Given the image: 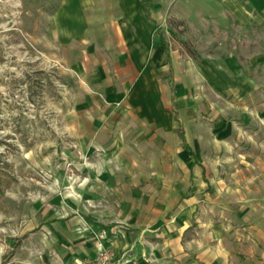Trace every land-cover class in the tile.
Here are the masks:
<instances>
[{"label":"rangeland","instance_id":"rangeland-1","mask_svg":"<svg viewBox=\"0 0 264 264\" xmlns=\"http://www.w3.org/2000/svg\"><path fill=\"white\" fill-rule=\"evenodd\" d=\"M88 1L0 0V264L137 248L140 264H212L209 251L234 245L241 225L247 195L235 188L254 186L264 205V24L217 0H143L191 56L160 73L169 95L171 77L210 76L205 58L223 64L221 89L191 82L173 97L178 130L163 146L132 140L112 113L123 107L106 98L104 36L91 32L106 26L103 0ZM236 58L256 81L248 96L230 82Z\"/></svg>","mask_w":264,"mask_h":264},{"label":"crops","instance_id":"crops-1","mask_svg":"<svg viewBox=\"0 0 264 264\" xmlns=\"http://www.w3.org/2000/svg\"><path fill=\"white\" fill-rule=\"evenodd\" d=\"M217 1L221 7H228L240 21L250 22L256 18L264 24V0ZM87 3L94 8L99 4L95 0ZM103 10L106 26L91 32L104 36L102 39L96 38L95 44L97 47L101 44L105 52L101 65L104 67L103 87L106 98L112 108L115 105L123 107L121 112L112 110V113L122 115L121 120L126 117V129L137 132L132 140H148L154 137L159 142L163 141V146H166L168 141L176 139L178 130L174 118L173 97L178 99L180 94L191 91V82L201 83L205 80L213 84L215 92L221 89L223 64L216 58L209 57L203 61H211L208 63L213 69L210 76L201 74L195 79L189 75L171 77V82L175 78L178 81L176 91L174 89L169 95L167 81L160 78V73L172 72L173 68L180 67L185 58L190 59L191 56L184 49L181 51L182 47L169 29L158 30L157 21L163 18L158 8L144 5L143 0H103ZM88 42L86 38L81 43L87 45ZM105 68H108V72ZM231 68L230 82L233 90L239 96L253 93L256 81L242 71L237 58L231 62ZM184 109L189 114L188 108ZM110 117L116 120V115ZM235 190L239 193L245 192L247 205L245 209L237 212L241 225L234 236V245L214 247L209 251L211 254L208 258L212 264H216L218 260L223 263L230 260L231 264H264V205L256 201L257 189L254 186ZM140 253L138 248L130 255L125 252L131 261L136 257V264H140ZM199 256L207 258L206 254H201V250Z\"/></svg>","mask_w":264,"mask_h":264},{"label":"built area","instance_id":"built-area-1","mask_svg":"<svg viewBox=\"0 0 264 264\" xmlns=\"http://www.w3.org/2000/svg\"><path fill=\"white\" fill-rule=\"evenodd\" d=\"M80 264H132L131 259L123 253L121 256H114L110 252L100 251L92 259L83 260Z\"/></svg>","mask_w":264,"mask_h":264},{"label":"trees","instance_id":"trees-1","mask_svg":"<svg viewBox=\"0 0 264 264\" xmlns=\"http://www.w3.org/2000/svg\"><path fill=\"white\" fill-rule=\"evenodd\" d=\"M3 177H2V174H1V171H0V192L3 191L2 187H1L2 183L4 182V178Z\"/></svg>","mask_w":264,"mask_h":264}]
</instances>
